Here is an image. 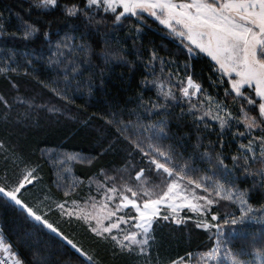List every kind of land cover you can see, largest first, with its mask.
Wrapping results in <instances>:
<instances>
[{
    "label": "snow or ice",
    "instance_id": "obj_1",
    "mask_svg": "<svg viewBox=\"0 0 264 264\" xmlns=\"http://www.w3.org/2000/svg\"><path fill=\"white\" fill-rule=\"evenodd\" d=\"M33 11L38 19H31ZM57 12L81 21V27L87 30L80 36L81 41L85 34H98L101 27L109 23L116 26L132 17L137 20L133 31L139 32L145 14L150 17L178 41L186 54L184 75L180 74L177 61H165L153 50L142 62L146 69L142 87L155 89L156 99L149 98L145 103L140 97L138 107L159 116L169 106L180 105L181 114L192 117L198 133L217 131L218 127L217 141L198 157L185 156L177 151L183 145L164 143L170 136L163 119L143 124L139 117L132 121L113 114L105 122V154L122 145L123 169L112 170L113 175L101 169L97 176L102 179L97 180L94 193L90 186L89 194L81 196L74 186H69L57 196L39 187L43 183L39 165L0 140V204L18 209L38 231L54 234L66 250L67 264H101L99 253L93 245L85 244L77 227L95 244L139 257L149 246L155 224H186L193 216L195 228L211 233L209 239L214 242L198 257L189 252L186 257L169 259L168 264H225L222 257L229 254L233 255L232 264H244L235 259L218 221L237 223L231 213L221 216V199L239 202L241 220L253 211L247 198L250 190L240 189L239 184L259 176L264 188V169L252 170L257 162L264 165V0H68L63 6L59 0H31L26 17L17 15L19 23L11 35L20 32L25 41L42 38V42L51 44L45 64L55 71L57 79L40 78V67L34 66L40 58L34 60L27 54L21 66L13 67L18 62L12 59L16 55L12 53L0 72L23 71L54 97L70 102L68 90L86 70L83 60L77 62V54L96 53L85 43H76L75 36L65 35L53 42L50 28L54 21L39 17L47 18ZM0 21L2 37L8 28L2 15ZM196 57L207 60V79L214 92L206 90L189 71L187 61ZM79 86L80 83L75 85ZM12 88L19 91L16 84ZM12 103L7 95H0V105L5 109ZM232 143L236 144V152L229 157L224 149ZM199 147L203 145L197 143L194 151ZM205 157L211 169L196 166V159ZM228 159L231 167L225 163ZM0 250L5 256L0 264H9V260L11 264H29L16 245L5 243L3 238Z\"/></svg>",
    "mask_w": 264,
    "mask_h": 264
},
{
    "label": "trees",
    "instance_id": "obj_2",
    "mask_svg": "<svg viewBox=\"0 0 264 264\" xmlns=\"http://www.w3.org/2000/svg\"><path fill=\"white\" fill-rule=\"evenodd\" d=\"M59 2L63 6L68 0ZM30 4L31 0H0V15L7 21L8 28V32L0 37V68L6 67L5 60L12 56V53H16L12 59L18 62L12 66H21L27 54V57L34 60L40 58L39 63L34 65L40 67V78L47 79L51 76L55 80V71L47 68L45 64L52 45L42 42V38L25 41L20 38V32H16L15 36L11 35L19 23L17 15L26 17ZM39 18L54 21L50 28L53 42L64 38L65 35L75 36L76 43L83 42L96 53L77 54V62L83 60L86 70L73 81V87L68 90L70 102L54 97L46 89L39 87L34 77L25 76L23 71L0 72V95H7L13 100L8 109L0 105V140L4 141L9 149H14L39 165V175L43 180L39 187L49 189L53 194L60 196L66 188L74 186L76 193L86 196L90 186L92 192H95L94 181L102 179L97 176L101 169L109 170V175L114 174L112 170L123 169L124 153L120 151L122 145H117L115 150L105 154L108 147L105 141L108 134L105 122L113 114L132 121L139 117L140 123L143 124H154L163 119L167 124L165 131L170 136L164 143L183 145L184 147H177V151L185 156L191 154L198 157L210 144L216 143L218 127L217 131L198 133L193 126L192 117L181 114L180 105L169 106L167 112L159 116L152 115L151 110L146 111L138 107L140 97H143L145 103L149 98L153 101L156 99L155 89L147 90L142 87L146 73L142 62L148 60L153 50L165 61H177L180 74L184 75L186 54L181 50L178 41L150 17L145 15L139 32L133 31L137 20L132 17L116 26L109 23L107 27H101L98 34H85L84 41L79 39L87 32L81 27V21L65 18L59 12L54 16ZM31 19H38L35 11L32 12ZM102 53H108L107 57ZM187 63L194 79L201 82L206 90L214 92L215 89L209 88L207 79V60L196 57ZM156 69L159 75V60L156 61ZM77 83H80L78 88L75 87ZM12 84H16L19 91L13 89ZM22 100L24 103L20 104ZM227 139L226 133L225 140ZM197 143L203 147L195 148L194 151ZM49 151L79 156V160L70 166L72 182L68 176L62 180L59 175L61 167L45 156ZM2 152L3 150H0V166L3 165ZM235 152V143L224 149V154L229 157ZM209 155L214 156L215 153L209 152ZM70 163L61 165L65 167ZM195 163L201 169L212 167L206 157L197 158ZM225 163L231 167L230 159ZM257 169H264V165L257 162L252 170ZM228 186L225 184V187ZM239 188L250 190L247 198L253 211L241 220L239 202L221 199V216L231 213L237 218V223L225 224L223 220L218 223L225 239L230 241L228 247L235 254V259L243 261L244 264H264V188L260 186L259 176L254 179L249 177L246 182L239 184ZM185 214L187 213L181 215ZM226 218L231 220V217ZM194 220L193 216V220L186 224L176 225L171 221L155 224L149 246L144 255L139 257L122 254L118 249L113 250L105 244H95L91 237L84 234L83 229L77 227V231L83 235L86 245L94 246V251L99 253L101 264H168L169 259L186 257L189 252L193 257H198L214 242L209 239L211 233L195 228ZM0 228L6 243L16 245L29 264H67L69 257L59 239L46 230L38 231L30 221L24 219L18 209L0 204ZM222 258L225 264H232V254Z\"/></svg>",
    "mask_w": 264,
    "mask_h": 264
},
{
    "label": "rangeland",
    "instance_id": "obj_3",
    "mask_svg": "<svg viewBox=\"0 0 264 264\" xmlns=\"http://www.w3.org/2000/svg\"><path fill=\"white\" fill-rule=\"evenodd\" d=\"M146 15V14H145ZM169 34V33H168ZM170 35V34H169ZM171 36V35H170ZM46 157H49L52 159V162L53 164H56L59 166V168L61 167L60 171H59V175L60 177L62 178H65V176H68L70 179H71V182H72V178H71V175L69 174V170H70V166L71 164L76 161V160H79V156L78 155H67L65 153H57V152H47L45 154ZM71 160V161H70ZM67 162H71L70 165H66L65 167H63V163H67ZM96 182L97 181H94L95 183V190H96ZM182 214V213H181ZM1 237V236H0ZM3 238V237H1ZM4 242L6 243V240L5 238H3ZM146 251V250H145Z\"/></svg>",
    "mask_w": 264,
    "mask_h": 264
},
{
    "label": "built area",
    "instance_id": "obj_4",
    "mask_svg": "<svg viewBox=\"0 0 264 264\" xmlns=\"http://www.w3.org/2000/svg\"><path fill=\"white\" fill-rule=\"evenodd\" d=\"M0 236L3 237V238H5V235H4V233H3V231H2L1 228H0ZM4 258H5V256L2 253V250H0V259H4ZM9 264H11V260H9Z\"/></svg>",
    "mask_w": 264,
    "mask_h": 264
},
{
    "label": "crops",
    "instance_id": "obj_5",
    "mask_svg": "<svg viewBox=\"0 0 264 264\" xmlns=\"http://www.w3.org/2000/svg\"><path fill=\"white\" fill-rule=\"evenodd\" d=\"M1 238V237H0Z\"/></svg>",
    "mask_w": 264,
    "mask_h": 264
}]
</instances>
